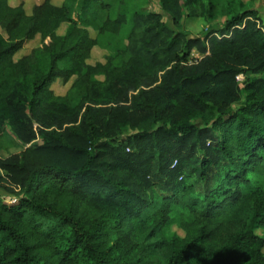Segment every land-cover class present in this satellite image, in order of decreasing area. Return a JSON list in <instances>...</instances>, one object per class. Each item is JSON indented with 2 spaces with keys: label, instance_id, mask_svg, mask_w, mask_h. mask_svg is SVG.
Masks as SVG:
<instances>
[{
  "label": "trees",
  "instance_id": "trees-1",
  "mask_svg": "<svg viewBox=\"0 0 264 264\" xmlns=\"http://www.w3.org/2000/svg\"><path fill=\"white\" fill-rule=\"evenodd\" d=\"M157 1L162 13L128 15L111 0H42L29 13L0 0V147L7 127L26 145L0 158L16 196L0 197V264H264L257 11L204 0L206 21H224L201 39L184 30L183 0ZM124 25L125 45L88 63ZM171 223L183 237L165 235Z\"/></svg>",
  "mask_w": 264,
  "mask_h": 264
},
{
  "label": "rangeland",
  "instance_id": "rangeland-1",
  "mask_svg": "<svg viewBox=\"0 0 264 264\" xmlns=\"http://www.w3.org/2000/svg\"><path fill=\"white\" fill-rule=\"evenodd\" d=\"M42 0H9L11 5L22 4L25 11L27 13L30 12L31 7L34 4L41 2ZM54 4H59L61 0H51ZM112 1V13L118 12L120 8L130 15L133 11H154L162 13L160 6L157 0H125L127 1V5L121 4L117 0ZM245 8H251L257 11L258 14V23L264 29V0H243ZM183 26L184 30L188 33L189 36H198L201 39H204V34L210 27V25H218L222 24L224 21L223 17H218L212 21H206L204 16V9H205V1L204 0H183ZM165 20H168L166 15L163 16ZM128 25H124L121 29V33L118 34H110L104 33L98 37L99 46H96L92 49L90 58L88 59V63L94 64L97 61L102 62L104 60V55L106 52L114 53L116 50L122 48L126 43V37L128 30ZM1 32V29H0ZM94 31H91V35H94ZM40 45V38L35 36L33 39L27 41L24 46L15 53L14 58L17 59L22 57L24 54L28 53L32 48ZM191 59H199L202 57V54L196 49L193 48L190 55ZM241 83V81H240ZM69 83L61 84L59 81L55 82L52 85V89L57 94H64ZM36 123L34 122L33 127H36ZM130 131L128 129H123L121 138L128 135ZM3 142L2 146L0 147V158L9 156L14 153H18L23 150L26 145L22 143V141L16 136L15 131L11 128L6 129V131L2 135ZM0 174H5L4 171L0 170ZM0 197L6 203H11L16 198L15 194L12 192L5 191L4 188L0 185ZM254 232L259 235L260 237H264V227H258L254 229ZM165 235L167 237L170 236H184V232L180 230L174 223H171L167 226L165 231ZM264 252V247L262 249ZM162 256L156 255L153 259V262L164 264L162 263Z\"/></svg>",
  "mask_w": 264,
  "mask_h": 264
},
{
  "label": "built area",
  "instance_id": "built-area-1",
  "mask_svg": "<svg viewBox=\"0 0 264 264\" xmlns=\"http://www.w3.org/2000/svg\"><path fill=\"white\" fill-rule=\"evenodd\" d=\"M242 78H243V76L241 74H238L236 76V80L239 81V82L242 81Z\"/></svg>",
  "mask_w": 264,
  "mask_h": 264
}]
</instances>
